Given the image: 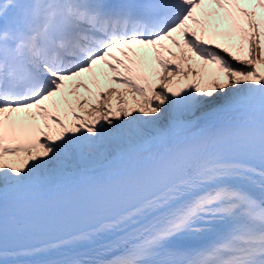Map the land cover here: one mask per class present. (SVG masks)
Segmentation results:
<instances>
[{
  "label": "snow or ice",
  "instance_id": "obj_1",
  "mask_svg": "<svg viewBox=\"0 0 264 264\" xmlns=\"http://www.w3.org/2000/svg\"><path fill=\"white\" fill-rule=\"evenodd\" d=\"M0 264H264V0H0Z\"/></svg>",
  "mask_w": 264,
  "mask_h": 264
},
{
  "label": "bare ground",
  "instance_id": "obj_2",
  "mask_svg": "<svg viewBox=\"0 0 264 264\" xmlns=\"http://www.w3.org/2000/svg\"><path fill=\"white\" fill-rule=\"evenodd\" d=\"M106 238H108V237H103V238H101L99 240H103V239H106ZM99 240H97V241H99ZM86 245H88V244H85L83 246H86ZM93 258L98 259V260H107V259H109V256H108V254L106 252H102V253L96 254L95 256H93Z\"/></svg>",
  "mask_w": 264,
  "mask_h": 264
}]
</instances>
